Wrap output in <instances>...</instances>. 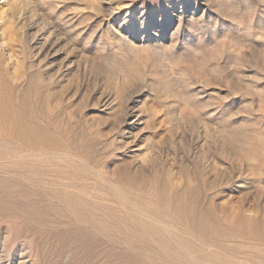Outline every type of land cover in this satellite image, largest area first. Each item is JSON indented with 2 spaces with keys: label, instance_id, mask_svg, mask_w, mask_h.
I'll return each instance as SVG.
<instances>
[{
  "label": "rangeland",
  "instance_id": "rangeland-1",
  "mask_svg": "<svg viewBox=\"0 0 264 264\" xmlns=\"http://www.w3.org/2000/svg\"><path fill=\"white\" fill-rule=\"evenodd\" d=\"M107 1L3 3L26 24L61 26L74 68L56 76L61 56L38 58L7 23L17 56L7 68L0 51V264H264V0L201 21L200 10L166 41L181 55L171 62L122 47L102 19L109 2L136 4L129 16L120 6L123 30L172 0ZM114 58L133 66L130 82ZM109 89L115 105L102 102ZM129 91L147 119L135 138L123 129Z\"/></svg>",
  "mask_w": 264,
  "mask_h": 264
},
{
  "label": "bare ground",
  "instance_id": "bare-ground-1",
  "mask_svg": "<svg viewBox=\"0 0 264 264\" xmlns=\"http://www.w3.org/2000/svg\"><path fill=\"white\" fill-rule=\"evenodd\" d=\"M4 1H6V0H0V51L3 53V55L5 57L7 68H13L14 67V65L16 64V56H17L15 51L9 47L8 41L6 40L7 39V35H6L7 23L11 22V24L16 23L17 26L20 24V27H18V29L22 30V37L25 34H27L29 36L28 38H30L29 42H30L31 52H33L34 55H36L38 58L43 56L45 58V60L50 61L53 64L54 63L53 61L56 60V59H54L55 56H57V55L61 56L60 57L61 59L56 64V74L55 75L60 77V78H63L64 76H66L71 71V69L73 67L72 66L73 61H72L71 52H69L66 49L67 47L64 44V40H65L64 37L60 36L61 34H64L63 28H61V26H59L58 24H56L53 21L51 22L48 19H47L48 22L46 21V23H45V21H44L45 18L42 20H40V18L39 19L36 18L34 20L31 19L32 21L30 20L31 22L29 23V21H28V24H26V21L28 20L27 18L29 17V15H26V16H28V17H26L24 14L25 12H22L19 10L13 14L8 13V11H6V9L4 8V6H5V4H3ZM21 1H26V0H21ZM92 1H95V2L97 1L100 3L108 2L107 0H92ZM240 1L241 0H185V1L184 0H172V3L170 4L169 9L166 12H160V13L156 14V11L155 12H150V11L148 12L146 10H143V11H140L136 15L135 18H131V20H128L127 18H123V20H121V24L124 25L123 30H120V29L116 30V28H115V24L117 22H119L118 19L121 18V16H120L121 7L120 6L123 5L122 7H124V9L130 8V11H128V13H126L127 14L126 16H129V14L133 15L135 13V9H137L136 8L137 5L132 3L131 6L130 5L128 6L127 3H122V2L121 3L119 2L117 5H112V3L109 2L108 5L106 4L107 5V7L105 8V10H106L105 15L106 16H103L104 19H102V21H104V25H106L107 30H111L116 34V36L118 38L117 40L119 41V43L122 47H135L136 46V47H140V48L147 49V50H153L154 53L156 52L158 54H161L160 56L163 55L165 58L169 59L170 60L169 62H171L172 60H176V59L178 61L179 58L181 59V55H178V53L176 56H168L169 54H167L166 41L167 42L170 41L174 44L177 42H180L182 36L184 35V29H185L186 25L188 24V26H189V23L193 22L194 17H196V15L198 13H200L201 11L203 12V14L200 15L202 17V19L200 18V21L203 20L204 17L206 16L205 13L211 12L213 9L215 10L216 7H217L216 11H218L220 9V7H228V6L232 7V6L237 5ZM261 1L262 0H260V2ZM248 4H250V3H248ZM179 5L181 8L180 11H178V9H176V8H178ZM260 5H261V3H260ZM102 7H104V6H102ZM142 7L144 8V6H141L140 8H138V10H140ZM218 7H219V9H218ZM261 7H262V5H261ZM192 9H193V11L190 12V10H192ZM261 10L263 12L264 9H261ZM29 12L31 13L30 10H29ZM188 13H191V14H188ZM34 14L35 13L33 11V13L30 14V16L34 15ZM262 17H261V19H262ZM60 19L62 20V16L60 17ZM66 22L64 21V23H66ZM191 24H193V23H191ZM25 28H26V30H25ZM195 37H197V36H195ZM205 37H206V35H205ZM197 38H195V39H197ZM190 41L192 42V40H190ZM194 41H196V40H194ZM201 42L199 45H201ZM203 43L206 44L205 42H203ZM193 44H194V42H193ZM207 46L202 45V47H207ZM202 47H197L196 51L201 50ZM211 49L212 48L210 47L209 50H211ZM191 50H193V48L190 50H187V52L191 51ZM214 51H215V49H214ZM217 51H219V50H217ZM217 51H216V53H217ZM179 53H180V51H179ZM189 53H188V55L191 56V54H189ZM211 53H213V52H211ZM152 54H151V56H152ZM214 54L215 53H213V55ZM147 55L149 56V54H147ZM160 56H159V58H160ZM214 56H217V54ZM152 57H154V56H152ZM194 57H196V56H194ZM51 58H53V59H51ZM156 61L158 62L159 59L158 60L156 59ZM262 61H263V59H262ZM159 62L161 65V63L163 61H159ZM165 62L168 63L167 65L170 64L169 62H167V60ZM105 64H106V67L110 64V66L113 69H115L117 72H119V73L121 72V74H123V76H122V80L124 82L123 84L130 82L132 80V78L135 77V76L131 77L132 72L135 71L132 68L133 66H131L129 68L127 66L128 64H126V62H124L122 59H115L114 58V59H112V61H110V63L108 65H107V63H105ZM105 64H104V66H105ZM199 65L200 64H198L197 66H199ZM203 66L200 65V67H203ZM79 67L80 66H78L76 68H79ZM240 67H242V66L240 65ZM138 68H140V66H138ZM169 68H172V67H170V65H169ZM204 68H205V66H204ZM239 70L240 69H238L237 72H239ZM80 71H81V69H80ZM139 72H141V71H139ZM242 72H240V73H242ZM84 73H85V71H84ZM136 73H137V71H136ZM13 74H14V71L12 72V75ZM234 74H236V73H234ZM52 75H53V73H52ZM240 75L242 76L243 73ZM123 77H124V79H123ZM58 81H60V80H58ZM57 83H59V82H57ZM130 91H129V93H130ZM134 91H136V90H134ZM108 92H111L110 89ZM131 92H133V91H131ZM131 94L132 93L129 94L130 96L126 100L123 98L125 100V102L123 104H121L123 106V115L120 114L123 117V126H124L123 129H125V131L128 134L134 133L133 131L137 127H139V125L141 124V121L143 119L142 118L143 114L139 110V107H138L139 103H140V99H139V97L131 95ZM117 96H118V91L107 93L106 96H103L104 98L102 99L103 100L102 102L104 104H108V105H113V104L115 105L116 101L118 99ZM99 101H100V99H99ZM120 115H119V117H120ZM144 119H146V118H144ZM144 119H143V121H144ZM132 135H134V138L139 136L137 133L136 134L134 133Z\"/></svg>",
  "mask_w": 264,
  "mask_h": 264
}]
</instances>
